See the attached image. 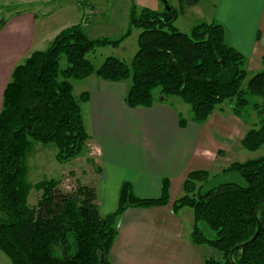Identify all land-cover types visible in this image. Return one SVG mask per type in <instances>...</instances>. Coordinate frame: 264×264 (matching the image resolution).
Returning a JSON list of instances; mask_svg holds the SVG:
<instances>
[{"label":"trees","instance_id":"1","mask_svg":"<svg viewBox=\"0 0 264 264\" xmlns=\"http://www.w3.org/2000/svg\"><path fill=\"white\" fill-rule=\"evenodd\" d=\"M163 1L166 7L161 12L133 11L128 29L117 39L90 37L81 20L61 29L44 49L34 50L13 67L0 109V251L12 264H110L116 218L128 208L160 206L169 200L166 178L156 197L137 196L123 181L117 207L101 214L92 183L76 180L66 190L58 179L44 177L34 184L39 191L35 205L28 203L31 184L25 160L31 141L53 143L56 160L66 162L81 154L88 138L80 107L88 93L75 97L71 80L93 73L111 81L129 78L124 96L129 107L152 105L153 90L159 87L161 97L176 95L188 103L196 123L207 120L226 101L234 102L233 112L240 116L250 103L247 95L257 96L260 101L252 107L258 122L239 142L248 150L264 145V69L252 72L243 88L249 74L245 56L227 42L223 24L200 21L189 32L181 31L174 25L180 12ZM199 2L180 0V11ZM132 26L140 32L129 62L109 55L96 67L86 58L97 46H116ZM261 63L264 66V55ZM184 122L180 118V124ZM219 172L190 171L172 210L191 208V241L218 253L205 256L203 264H264V152L232 161ZM228 173H237L242 181L217 182L219 175ZM258 222L254 239L236 248L231 260L230 251L251 238Z\"/></svg>","mask_w":264,"mask_h":264},{"label":"crops","instance_id":"2","mask_svg":"<svg viewBox=\"0 0 264 264\" xmlns=\"http://www.w3.org/2000/svg\"><path fill=\"white\" fill-rule=\"evenodd\" d=\"M8 4L27 8L11 11L0 25V109L13 67L34 50L44 49L61 29L78 23L82 7L72 0H11ZM32 4L45 7L40 21ZM210 21L223 24L227 42L245 56L247 71L264 69V0H216L213 14L207 17ZM81 80L88 93L81 102L89 106L84 122L90 134L87 144L93 151L88 153L85 178H75L95 186L100 213L115 209L123 181L141 197L159 196L165 178L169 185L167 204L128 208L116 218L118 233L108 253L109 263L202 264L209 247L191 241L193 211L183 207L174 212L172 203L182 194V182L190 171H210L215 166L221 170L227 165L221 163L227 138L230 144L246 132L242 116L233 112L234 102L217 105L207 120L196 123L190 105H181L183 117L157 96L151 106H127L128 81L96 75ZM180 118L185 120L183 125Z\"/></svg>","mask_w":264,"mask_h":264},{"label":"rangeland","instance_id":"3","mask_svg":"<svg viewBox=\"0 0 264 264\" xmlns=\"http://www.w3.org/2000/svg\"><path fill=\"white\" fill-rule=\"evenodd\" d=\"M11 0H0V19H3L13 10L19 8H25V4H8ZM73 3H76L78 0H72ZM168 4L173 5L180 13L175 18L174 25L181 31L189 32L191 27L197 24L200 21H207V17L210 13L214 12V4L216 0H200L197 6L191 8L187 7L183 12L180 11L181 4L180 0H165ZM97 2V3H96ZM34 10L37 11L38 20L42 18L44 12L43 6L40 8L38 5H31ZM81 15L78 22L84 20L85 24H89L87 27L83 25L87 34L92 38H101L108 37L111 39H117L122 36L129 27L130 17L132 12L139 13L141 9L148 8L154 11L161 12L165 9L166 4L163 0H87L86 4L82 2L81 4ZM181 6V7H180ZM49 7V6H46ZM27 8V7H26ZM206 11L207 15H203ZM9 15V14H8ZM51 16V15H50ZM45 21H50V17H44ZM93 26H96L94 29ZM140 30L132 26L130 28V33L124 39H122L116 46L108 44L106 46H97L95 49L86 54V58L89 59L96 67L101 64L103 59L109 55L116 56L120 59L126 60L129 62L133 54L137 49V38ZM66 65L65 57L62 55L60 59V67L63 68ZM261 70V69H259ZM256 71V70H254ZM254 71H248V75L243 81L242 87L246 86V80L249 75ZM91 75H95L94 73ZM89 77V76H88ZM100 79H103L97 76ZM85 79V78H84ZM106 80V79H103ZM111 81V80H108ZM119 81H128L129 85L131 81L129 78L119 80ZM72 82V93L75 97H78L83 91L81 87L82 80H71ZM117 82V81H116ZM127 88V89H128ZM127 91V90H126ZM126 93V92H125ZM159 87L153 90L154 98L155 96L160 98H165V101L168 104L173 105L179 110L181 115L184 117L186 115L185 111L182 109V106L189 108V104L186 103L180 96L168 95L161 97L159 95ZM250 103L246 105L243 110L242 119L244 120L243 132L250 128L253 125H256L259 119V115L252 107V103L255 101H260V98L257 96L247 95ZM155 101V99H154ZM82 102V101H81ZM80 102V107L81 104ZM233 102V101H232ZM231 101H226L229 105ZM233 104V103H232ZM151 106V105H150ZM87 107L88 105H83L81 107L83 122L87 123ZM184 119V118H183ZM85 125V123H84ZM87 126V125H86ZM85 126V128H86ZM88 128V127H87ZM89 130V129H88ZM87 131V129H86ZM88 133V131H87ZM90 134L88 133V138L85 141L83 150L80 155L66 162H59L55 158L57 151L56 146L53 143H41L38 141H31V149L26 155V180L31 184V189L29 192L28 203L30 205H35L37 198L39 197V191L34 188V184L41 180L42 178H55L58 179L60 187L63 189H70L75 185V181L78 180L75 178V175L79 177V180L85 178L88 164H90V159L87 157L90 156L88 153L93 151L92 147L87 144ZM238 139L229 144L227 138V153L222 159V164H229L232 161H243L249 158H255L260 156L264 152V145H262L257 150H248L241 146ZM129 153L133 154L131 150ZM93 155V154H92ZM211 169L210 172H219V168ZM220 173V172H219ZM217 182L224 181H235L240 183L242 180L237 173H228L221 174L217 177ZM118 201V198H117ZM117 207V202L116 206ZM187 209L188 208L186 207ZM114 211V210H113ZM112 212V211H111ZM107 214V213H106ZM218 255V253L209 248L207 256ZM0 263L1 264H12L9 258L0 251ZM203 264V263H202Z\"/></svg>","mask_w":264,"mask_h":264},{"label":"water","instance_id":"4","mask_svg":"<svg viewBox=\"0 0 264 264\" xmlns=\"http://www.w3.org/2000/svg\"><path fill=\"white\" fill-rule=\"evenodd\" d=\"M259 204H260V203H259ZM255 212H256V209H255ZM259 228H260V223L258 222L257 230H256L255 233L251 236V238H250L248 241H245V242H242V243L238 244L237 246H235V247L230 251V258H231V260H233V259H232V253H233V251H234L236 248H238V247H240V246H244L247 242L253 240L254 237L256 236V234H257Z\"/></svg>","mask_w":264,"mask_h":264},{"label":"built area","instance_id":"5","mask_svg":"<svg viewBox=\"0 0 264 264\" xmlns=\"http://www.w3.org/2000/svg\"><path fill=\"white\" fill-rule=\"evenodd\" d=\"M81 1H82V0H78V3L80 4Z\"/></svg>","mask_w":264,"mask_h":264}]
</instances>
